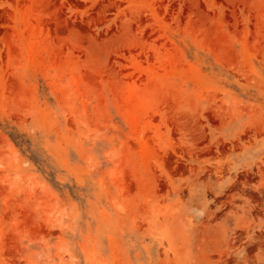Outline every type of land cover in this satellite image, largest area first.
I'll return each mask as SVG.
<instances>
[{
  "label": "rangeland",
  "instance_id": "374dc122",
  "mask_svg": "<svg viewBox=\"0 0 264 264\" xmlns=\"http://www.w3.org/2000/svg\"><path fill=\"white\" fill-rule=\"evenodd\" d=\"M0 264H264V0H0Z\"/></svg>",
  "mask_w": 264,
  "mask_h": 264
}]
</instances>
